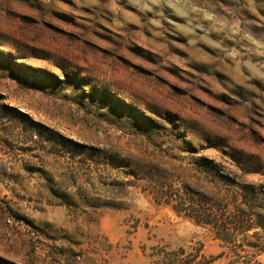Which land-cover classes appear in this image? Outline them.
Here are the masks:
<instances>
[{
	"label": "rangeland",
	"instance_id": "1",
	"mask_svg": "<svg viewBox=\"0 0 264 264\" xmlns=\"http://www.w3.org/2000/svg\"><path fill=\"white\" fill-rule=\"evenodd\" d=\"M0 112V264L215 258L159 192L264 189V0H0Z\"/></svg>",
	"mask_w": 264,
	"mask_h": 264
},
{
	"label": "trees",
	"instance_id": "2",
	"mask_svg": "<svg viewBox=\"0 0 264 264\" xmlns=\"http://www.w3.org/2000/svg\"><path fill=\"white\" fill-rule=\"evenodd\" d=\"M6 109L23 114L13 108ZM0 112V122L6 119ZM199 161L206 170L215 169V164L206 158ZM234 190L227 198L214 200L184 185L170 192H159L160 199L172 204L173 210L198 225L211 226L215 239L219 240L222 252L215 258L203 253V245L162 249L154 264H214L224 260L225 264H259L264 256V189L252 183L233 184Z\"/></svg>",
	"mask_w": 264,
	"mask_h": 264
}]
</instances>
